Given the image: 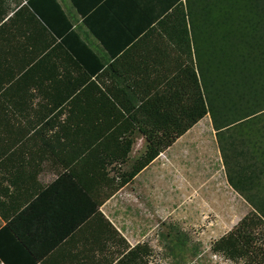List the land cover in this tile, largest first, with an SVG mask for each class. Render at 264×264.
I'll list each match as a JSON object with an SVG mask.
<instances>
[{
	"label": "crops",
	"instance_id": "0c3cea01",
	"mask_svg": "<svg viewBox=\"0 0 264 264\" xmlns=\"http://www.w3.org/2000/svg\"><path fill=\"white\" fill-rule=\"evenodd\" d=\"M54 1L70 32L95 55L86 67L66 48L65 24L58 16L52 30L29 0H0V228H7L6 259L10 264L18 261L13 256L23 264H142L143 256L152 257L159 198L173 196V178H199L213 167L190 160L192 136L208 134L204 144L213 157L214 131L188 128L111 192L123 174L112 177L116 163L105 155L117 150L116 142L100 144L102 138L95 136L129 140L126 160L117 167L124 171L132 164L144 150L147 105L154 117L162 99L172 113L187 104L183 54L156 21L150 22V0ZM172 8L171 3L167 15ZM79 12L100 37L113 40L114 57ZM100 156H106L103 171L95 167ZM103 176L107 180L95 179Z\"/></svg>",
	"mask_w": 264,
	"mask_h": 264
},
{
	"label": "trees",
	"instance_id": "16d2710c",
	"mask_svg": "<svg viewBox=\"0 0 264 264\" xmlns=\"http://www.w3.org/2000/svg\"><path fill=\"white\" fill-rule=\"evenodd\" d=\"M29 3L50 29L55 30L54 18L62 20L66 48L83 67L87 66V58L96 60L70 32L54 0H29ZM171 3L173 8L167 15ZM148 9L150 22L156 21L157 29L166 32L172 47L184 55L180 60L183 73H187L189 96L183 111L180 108L174 113L170 111L171 104L162 99L155 118L150 116L147 105L142 121L144 152L132 162L127 173L115 178L110 191L131 181L188 128L208 115L226 181L252 210L220 238L216 249L230 258H247L249 264H264V250L257 245L262 234L253 232L256 227L264 232V0H150ZM141 10L140 21L145 16L144 8ZM79 14L94 38L114 57L113 40L100 37L88 26L85 14ZM98 68L97 63L95 72ZM158 135L165 140L161 142ZM98 137L102 138L100 144L116 142L117 150L105 154L109 153L111 161L125 162L129 140L115 135L95 136V141ZM105 157L95 161L96 169H105ZM95 179L107 180L104 176ZM96 207L94 203V212ZM6 231V227L0 228L1 264H10L4 247ZM13 258L18 259L13 264H23L19 257ZM27 264L34 263L30 260Z\"/></svg>",
	"mask_w": 264,
	"mask_h": 264
},
{
	"label": "rangeland",
	"instance_id": "374dc122",
	"mask_svg": "<svg viewBox=\"0 0 264 264\" xmlns=\"http://www.w3.org/2000/svg\"><path fill=\"white\" fill-rule=\"evenodd\" d=\"M192 126L196 128L211 126L209 116L205 115ZM158 137L161 138V142L165 140L163 136ZM192 138L194 140L188 145L190 160L194 159L203 164L210 162L213 171L211 169L209 173H200L199 178H173V196L159 198L157 225L155 232H152V257L150 259L143 256V263L249 264L247 258H230L217 250L216 246L220 238L252 210L228 185L226 178H217L222 176L224 169L215 135L213 157L209 156L208 148L204 144V139L209 138L208 134H197ZM130 168L131 164L124 171H120L121 167L114 164L112 177L115 178L116 173H127ZM114 182L116 183V180ZM253 232L262 234L257 245L264 250V232L260 227H256ZM147 251L148 248L143 246L144 255Z\"/></svg>",
	"mask_w": 264,
	"mask_h": 264
}]
</instances>
